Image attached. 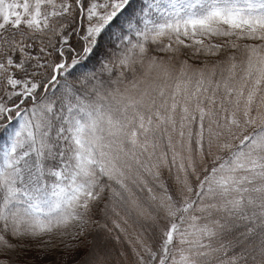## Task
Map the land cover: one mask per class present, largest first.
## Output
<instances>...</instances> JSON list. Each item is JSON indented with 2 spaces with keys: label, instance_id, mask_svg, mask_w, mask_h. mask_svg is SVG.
<instances>
[{
  "label": "snow or ice",
  "instance_id": "1",
  "mask_svg": "<svg viewBox=\"0 0 264 264\" xmlns=\"http://www.w3.org/2000/svg\"><path fill=\"white\" fill-rule=\"evenodd\" d=\"M0 264H264V0H0Z\"/></svg>",
  "mask_w": 264,
  "mask_h": 264
},
{
  "label": "trees",
  "instance_id": "2",
  "mask_svg": "<svg viewBox=\"0 0 264 264\" xmlns=\"http://www.w3.org/2000/svg\"><path fill=\"white\" fill-rule=\"evenodd\" d=\"M2 136H3L4 138H6V137H7V133H3ZM35 256H36V254L33 253V254H32V257L34 258ZM48 259H52V257H48Z\"/></svg>",
  "mask_w": 264,
  "mask_h": 264
},
{
  "label": "rangeland",
  "instance_id": "3",
  "mask_svg": "<svg viewBox=\"0 0 264 264\" xmlns=\"http://www.w3.org/2000/svg\"><path fill=\"white\" fill-rule=\"evenodd\" d=\"M34 258H37V257L35 256ZM47 259H48V257H47Z\"/></svg>",
  "mask_w": 264,
  "mask_h": 264
}]
</instances>
